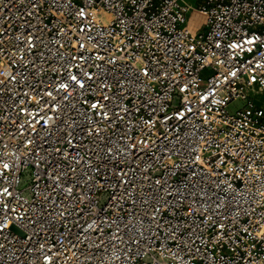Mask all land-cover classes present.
Returning <instances> with one entry per match:
<instances>
[{"label":"built area","instance_id":"1","mask_svg":"<svg viewBox=\"0 0 264 264\" xmlns=\"http://www.w3.org/2000/svg\"><path fill=\"white\" fill-rule=\"evenodd\" d=\"M263 90L264 0H0V264H264Z\"/></svg>","mask_w":264,"mask_h":264},{"label":"rangeland","instance_id":"2","mask_svg":"<svg viewBox=\"0 0 264 264\" xmlns=\"http://www.w3.org/2000/svg\"><path fill=\"white\" fill-rule=\"evenodd\" d=\"M205 22V16L196 11H190L186 15V25L192 31L195 32ZM253 99L260 103L264 102V93L253 94ZM238 102H233L229 105V109L235 108Z\"/></svg>","mask_w":264,"mask_h":264},{"label":"crops","instance_id":"3","mask_svg":"<svg viewBox=\"0 0 264 264\" xmlns=\"http://www.w3.org/2000/svg\"><path fill=\"white\" fill-rule=\"evenodd\" d=\"M260 93H264V90L261 91V92H259L258 94H260ZM254 102H255V104H256L257 106L262 107V108L264 109V102H263V103H260V102H258V101L255 100V99H254Z\"/></svg>","mask_w":264,"mask_h":264}]
</instances>
